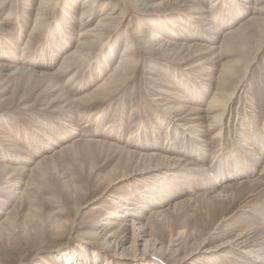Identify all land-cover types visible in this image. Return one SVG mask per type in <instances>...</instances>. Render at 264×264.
Listing matches in <instances>:
<instances>
[{
  "label": "rangeland",
  "instance_id": "rangeland-1",
  "mask_svg": "<svg viewBox=\"0 0 264 264\" xmlns=\"http://www.w3.org/2000/svg\"><path fill=\"white\" fill-rule=\"evenodd\" d=\"M56 1L30 43L40 0L0 11V62L55 75L0 69V264H264L236 241L264 226V46H247L252 63L222 133L209 108L223 64L243 53L221 52L224 34L264 11L254 0H101L83 17V0ZM103 7L124 20L100 52L61 69ZM153 30L203 49L182 60L153 50L141 43ZM128 38L129 79L80 100L109 79ZM143 153L186 167L134 174Z\"/></svg>",
  "mask_w": 264,
  "mask_h": 264
},
{
  "label": "bare ground",
  "instance_id": "bare-ground-1",
  "mask_svg": "<svg viewBox=\"0 0 264 264\" xmlns=\"http://www.w3.org/2000/svg\"><path fill=\"white\" fill-rule=\"evenodd\" d=\"M99 1H101V0H83V2H82L83 3V6H82L83 7V17H85L91 11L92 7L96 3H98ZM166 1H168V0H166ZM179 1L188 2L189 4L195 3V2H193V0H179ZM4 2H5V0H0V11L4 5ZM56 2H57L56 0H40L39 7L37 8L38 9L37 18L35 19L36 20L35 25L31 30L28 43H30V41L32 40L35 33L39 29H41L42 26L45 25L49 15L53 14V12L55 10ZM172 2L174 3L175 1H172ZM218 3H219V0H214V4L212 5V7L217 6ZM254 3L257 6V10L264 11V0H254ZM185 5H186V3H185ZM144 6L145 5L138 8V10L139 11L145 10V9H143ZM234 6L236 8L240 7L237 0H234ZM191 8L192 7H190V9ZM110 10L106 11V7H103V13H102V15H100L101 17L99 18L98 22L94 26L82 31L78 45L76 46L75 50H73V51L71 50L72 52L67 54L65 61L62 64L61 69L64 67H67V66L70 67L73 65L81 64L84 61H87L88 59H90L96 51L100 52L102 50V47L104 46V44L106 42L105 37L108 36V38H109L111 31L114 30L118 26V24L121 23L125 18L124 13H121V15L117 14L119 16H116V12L113 10H111V11ZM198 10L200 11V12L198 11L199 13L205 12V10L204 11H201V9H198ZM263 15L264 14H262V12H260L259 15H252L248 19L242 21L236 28L227 31L224 34L223 41L219 46V49L221 52H228V51H231V49H233V48H239L243 52L240 57H237L238 61H237V59L231 60V61L229 60L223 64V68H222L221 73L219 74V78H218L219 79L218 90L210 102V106H209L210 109H220V112L216 114L215 119H214L215 125H218L220 128L219 133H222V130H223L222 125L223 124H221V122L223 121V118H225L227 116V111H229V109H230V102H231L232 98L235 96V94L241 89L243 82L245 81V79L247 77L249 66L252 63V61H250V59H248L249 53H248V51H246L247 46H249L251 43H253L255 45V48L257 49V51L260 50L261 47L264 46V16ZM143 27L144 26H141V28H140L141 31H142ZM140 34H141V32L139 33V36H141ZM129 39L130 38L127 39V41L125 43L124 50H123L121 57L119 59V63L115 67V70L112 73V75L109 77V79H107L106 81H103L96 88L87 92L86 95H84L80 100L85 101V102H95V101L106 99V98L110 97L111 94L116 92L129 79L128 72H130V69H131L130 62L133 59L131 57V54H133V50H134V48H133L134 44ZM141 43L147 44V46L153 50H164L163 52H165V50H170L171 52L172 51L177 52V54L181 55V57H180L181 60L182 59H188L192 56V54H194V53L196 54L197 51L199 52V50H201V48L203 49V45L198 43V42L179 43L178 41H170V40L162 39L161 34L155 30L146 33L141 38ZM176 57H179V56H176ZM236 62H240V64H241L240 68L242 67L243 74L240 76L241 78L239 79L238 82H236L235 84H232L233 86L229 90L228 86H230L231 83L225 87L222 85L225 82L228 83V81L230 79L229 75H231L234 71H236L235 70ZM0 69H3V70L12 69L13 70L12 72L14 74H17V75H24V74L26 75L28 73V68L15 67V65H12L11 63H7V62H0ZM34 73L35 72H32V73L29 72L28 75H34ZM35 74L50 75L53 78L55 77L54 74L46 73V72H36ZM181 118L182 117H179L178 120ZM95 142H97V141H95ZM88 143H90V142H88ZM139 156L140 157H139L138 161H139V164H141L142 168L137 167V169H135V171H132V172H134V174H139V173H143V172H147V171L159 170L162 168L165 170H169L172 173H174V171H179L181 168L186 167L181 160H179V159L176 160V159H173V158L168 157V156H160V155L151 154V153L150 154L143 153ZM6 171H7V167L5 166L0 171V176L5 173L3 175V177H6V175L8 174V172H6ZM262 171L264 172V165H263ZM123 178L124 177L122 176V177L114 180L112 182V184L122 180ZM258 182L259 181H254V180L251 181V183H253V184H256ZM210 185H213V184H210ZM236 185H231L227 188L225 187L221 191L218 190L219 193L217 192L218 193L217 196L222 195V193H226V195H227L228 190L233 189L234 187H236ZM238 185H239V183H238ZM241 185H243V184H241ZM110 225H111V227L114 226L115 222H110ZM246 235L248 236V234H246V233L240 234L239 235L240 238H238L236 241L242 245H245L246 243L251 244L250 246L252 247V249L248 248L244 251L249 252V253H253V254L258 253L256 255L258 257H259V255L260 256L262 255L261 260H264V248H263L264 247V226L262 229L260 228V229L256 230L255 234H253L252 236L247 237ZM244 237H247V239ZM241 239H243V240H241ZM259 245L263 246V247L257 248V246H259Z\"/></svg>",
  "mask_w": 264,
  "mask_h": 264
}]
</instances>
